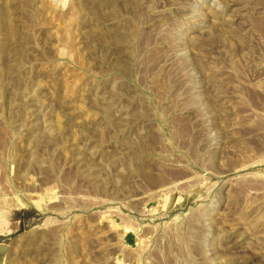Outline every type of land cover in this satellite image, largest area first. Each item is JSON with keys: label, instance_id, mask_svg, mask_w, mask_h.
I'll return each mask as SVG.
<instances>
[{"label": "rangeland", "instance_id": "rangeland-1", "mask_svg": "<svg viewBox=\"0 0 264 264\" xmlns=\"http://www.w3.org/2000/svg\"><path fill=\"white\" fill-rule=\"evenodd\" d=\"M0 264H264V0H0Z\"/></svg>", "mask_w": 264, "mask_h": 264}]
</instances>
